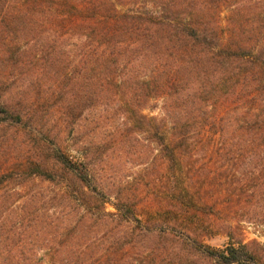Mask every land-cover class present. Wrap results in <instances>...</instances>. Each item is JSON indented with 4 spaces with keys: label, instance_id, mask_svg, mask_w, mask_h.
Segmentation results:
<instances>
[{
    "label": "trees",
    "instance_id": "obj_1",
    "mask_svg": "<svg viewBox=\"0 0 264 264\" xmlns=\"http://www.w3.org/2000/svg\"><path fill=\"white\" fill-rule=\"evenodd\" d=\"M0 63L33 64L39 100L47 73L64 129L114 103L123 124L139 113L168 190L165 218L141 217L136 195L106 192L83 144L72 156L39 143L0 173V188L54 185L63 207L14 208L18 195H0V264H264L257 240L234 242L243 222L264 226V0H0ZM29 98L0 101V124L21 120ZM152 99H162V119L140 113ZM197 134L218 143L209 171L194 157ZM224 207L227 245L192 236ZM172 218L183 231L167 230Z\"/></svg>",
    "mask_w": 264,
    "mask_h": 264
},
{
    "label": "rangeland",
    "instance_id": "obj_2",
    "mask_svg": "<svg viewBox=\"0 0 264 264\" xmlns=\"http://www.w3.org/2000/svg\"><path fill=\"white\" fill-rule=\"evenodd\" d=\"M225 17L226 10H223L219 24L220 31L226 24ZM25 68L26 70L20 67L8 69L2 67L0 63V101L4 100L15 105L24 95L30 96V100L33 98L35 100L30 109L23 111L21 120L14 119L12 123L0 124V173H5L10 164H18L26 151H30L31 154L38 153L35 147H38L39 143L44 144L48 151L54 144H58L72 156L77 155L74 149L83 144L91 156L90 160L94 163L96 173L103 181V187L107 193L134 194L140 199L138 209L141 217L145 215L147 218H155L157 215L161 220L165 218L163 214L166 213V196H168V190L163 184L166 176L163 172L165 161L160 152V145L151 141L152 132L147 123L139 117V113L133 112L134 114L128 118V123L123 124L120 122V112H124L125 108L124 106L119 108L114 103L109 110L103 108L85 110L75 124V128L64 129L59 125V112L52 106L53 100L48 98L47 73L40 75L43 78V89L40 88L41 97L43 96L44 99L39 100L36 92L38 87L30 86L29 81L36 78V74L40 72L36 73L33 64L30 65V63ZM21 73L24 76L21 77ZM2 78L5 79L4 83ZM40 101H44L42 106ZM161 105L162 99H152L140 113L146 117L162 119L164 115ZM3 116L2 114L1 117ZM162 133L168 137L166 126ZM204 141L205 136L197 134L194 140L196 146L192 150L198 163H205L209 171V165L212 168L215 167L211 155L216 151L218 143L214 141L212 145L207 142L203 144ZM56 193L57 187L54 185L47 183L23 185L18 180L0 188V195L3 197L18 195L15 202H8L14 208L25 205L29 210L37 208L40 212L49 210L60 213L63 206L58 199L53 200ZM114 200L112 196L111 201ZM105 207L113 211L110 204H106ZM226 211L228 209L224 207V211L215 215L213 220L199 225L195 232L192 230V236L213 248H222L227 245L230 240L222 229V223L227 216ZM170 221L172 225H165L167 230L174 229L177 233L180 230L183 231L179 221V224L174 218ZM94 231L92 229L93 233ZM98 235L101 236L100 233ZM234 238L236 243L239 240H243L244 243L257 240L264 246V226L254 222H243ZM47 253L45 249L38 251L39 256L47 255ZM140 259L142 258L137 257L134 261L140 264Z\"/></svg>",
    "mask_w": 264,
    "mask_h": 264
}]
</instances>
